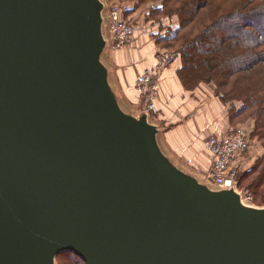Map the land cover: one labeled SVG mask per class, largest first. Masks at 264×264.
I'll return each instance as SVG.
<instances>
[{
    "label": "water",
    "instance_id": "obj_1",
    "mask_svg": "<svg viewBox=\"0 0 264 264\" xmlns=\"http://www.w3.org/2000/svg\"><path fill=\"white\" fill-rule=\"evenodd\" d=\"M104 0H0V264H264V207L125 110Z\"/></svg>",
    "mask_w": 264,
    "mask_h": 264
},
{
    "label": "trees",
    "instance_id": "obj_2",
    "mask_svg": "<svg viewBox=\"0 0 264 264\" xmlns=\"http://www.w3.org/2000/svg\"><path fill=\"white\" fill-rule=\"evenodd\" d=\"M121 1L129 4L125 13L130 23L148 8L142 25L131 24L144 29L146 21L153 22L156 32L150 29L149 36L160 49L174 53L169 66L180 64L182 86L188 91L212 86L232 129L250 121L252 141L264 147V0ZM168 67L157 74L160 83ZM238 172L239 188L264 207V153ZM57 263L86 264L70 251L61 253Z\"/></svg>",
    "mask_w": 264,
    "mask_h": 264
},
{
    "label": "crops",
    "instance_id": "obj_3",
    "mask_svg": "<svg viewBox=\"0 0 264 264\" xmlns=\"http://www.w3.org/2000/svg\"><path fill=\"white\" fill-rule=\"evenodd\" d=\"M113 59L116 61L117 55L113 56ZM119 61L120 60H118V62ZM151 63L149 65H143V67H141V71L147 69L151 65ZM141 64H144V61ZM179 67V63L173 64V66H170L161 76L162 113L160 115L161 118L159 120V123L162 126L164 125L165 121L166 123H168L170 119L173 120L175 118H177L178 120L181 119L182 121L183 116H180L181 114L187 117V121L183 119V122H185L184 129H180V132H178L177 130H172L174 132L164 133L163 126H160L162 131L160 134V141L166 153L173 160H178V162L174 160L178 165L183 166L182 163H184L185 165L195 166L200 172L203 173V175H208L213 165V157L209 155L210 161L208 157L207 160L209 162H206L207 164H204L205 157L202 154L203 146L200 142L199 145H196L195 139H198L202 142L201 138L204 136H229L234 132V129H232L229 122H227V119L224 115L226 108L223 107L218 98L212 97V86L202 84L201 88L197 89L196 91L186 90L182 86L181 80L177 73ZM121 77L123 78L121 86L124 92V96L130 102V99H132V97H135L134 95L130 96V94L132 95V93H129V89L128 92H126V88L124 90V85L128 84V78L125 74V71L123 72ZM194 95L199 97H195ZM186 99L189 100V102ZM185 100L188 105L187 107L185 106L184 109V104L182 102H184ZM137 102H135V105H137ZM219 104H221V106ZM164 109L166 111H164ZM166 112L168 113L167 116ZM250 126L251 123H249V127ZM257 147L256 145H252L245 159L248 158L249 160H251L253 159V156L254 159H256L259 153H262L261 149ZM200 166H205V168H201Z\"/></svg>",
    "mask_w": 264,
    "mask_h": 264
},
{
    "label": "built area",
    "instance_id": "obj_4",
    "mask_svg": "<svg viewBox=\"0 0 264 264\" xmlns=\"http://www.w3.org/2000/svg\"><path fill=\"white\" fill-rule=\"evenodd\" d=\"M104 2L106 4V36L109 40V47L126 49L132 42L136 27L126 17V8L121 0L115 2L104 0ZM172 57L173 53L171 52L159 53L150 67L145 69L142 74H137L136 90L140 96L137 107L148 113L153 122L162 113L161 83L157 79V74L169 66ZM204 142L205 148L212 154L214 160L209 174L204 175L210 184L216 188L236 186L238 191L242 193L244 202L255 206L252 203L251 195H248L238 186L239 167L244 165L245 157L248 155L253 142L250 132L239 128L229 136H210Z\"/></svg>",
    "mask_w": 264,
    "mask_h": 264
},
{
    "label": "rangeland",
    "instance_id": "obj_5",
    "mask_svg": "<svg viewBox=\"0 0 264 264\" xmlns=\"http://www.w3.org/2000/svg\"><path fill=\"white\" fill-rule=\"evenodd\" d=\"M115 1L116 0H111V2H115ZM123 3H124L125 8H127L128 3H125V2H123ZM148 11H149L148 8L143 7L142 10L140 11V15L131 17V20L134 21L135 26H140L143 24V22L145 21L146 14L149 13ZM146 22L147 23H144V29L143 28L140 29V27H139V29H136V34L133 35L132 42L126 49L125 48L124 49H114V48L109 47L106 51L105 58H104L106 63L108 62V65L111 66V68H112L111 70H113V71H111V77H112V81L114 82V86L116 88L118 96L120 98L121 104L123 105L125 110L132 112V113H135V114H138V112L141 111L140 108L137 107V105H135V102H137L138 98L140 97L139 94L136 92L137 91L136 90L137 74H142L144 72V71H141V67H143V65H145V64L149 65L151 62H152L151 63V65H152L154 63V61L156 60V56L159 53H167V52L173 53L171 50H167L166 48H162V49H164V50H162L156 45L155 39H153L149 36V30L151 29V31H153V33H155L156 28L153 27L154 24L152 21H149V22L146 21ZM131 23H133V22H131ZM150 27H153V28H150ZM158 49H160L159 52H157ZM165 50H167V51H165ZM115 55H117L116 61L113 59V56H115ZM173 56H174V53H173ZM118 60H120V61L118 62ZM143 61H144V64H141ZM171 66H173V65H171ZM124 71H125V74L128 78V84L125 83L126 85H124V90L126 88V92H128V89H129V93H132V95L130 94V96L134 95V97H135V98L132 97V99H130V102L124 96V92H123L122 86H121V83L123 82V78L121 77V75L123 74ZM161 92H162V87H161V91H160V96H161ZM213 93L214 92L212 90V94H211L212 97L218 98L217 96H214L215 93H214V95H213ZM195 97H199V96H195ZM186 100L184 102H182L184 104V107H183L184 109H185V106L187 107V105H188L186 103ZM187 101L189 102V100H187ZM219 105L221 106V104H219ZM164 111H166V110L164 109ZM167 115H168V113L166 112V116ZM224 115H225L227 122H228L227 110H225ZM180 116H183L182 121H181V119L178 120L177 118H175L173 120L170 119V121H168V123H166V121H165L164 125H162L164 128V129L162 128L164 133L165 132H170V133L174 132L172 130H175V131L177 130L178 132H180L181 131L180 129H184V123L185 122H183V119L187 121V117H185L182 114ZM154 122H156L157 124H159L161 126V124L159 123L160 122L159 119L156 118L154 120ZM249 122L250 121H248L246 123H242V124L238 125V127L241 129H245L248 132H250L251 127H249ZM239 128H237V129H239ZM211 136H214V135H211ZM207 137H210V136H207ZM207 137L206 136L202 137L201 138L202 142L198 139H195L196 145H199V142H200L201 145L203 146V153L202 154L205 157L204 158V160H205L204 164H207L206 162H208L207 157L210 158L209 153H208L207 149L205 148V142H204ZM251 145H256V147L258 146L259 149H261L262 153L261 152L259 153V155H258L259 157L264 153V147L258 140L255 143L253 141ZM249 151H250V149H249ZM253 159H254V156H253ZM252 160L245 159L244 166H247L248 164H250ZM175 161L178 162V160H175ZM182 165H183L182 167L184 169H186L187 171L197 175L201 180L210 184V181L207 179V177H205L203 175V173L200 172L195 166L185 165L184 163H182ZM200 167L205 168V166H200ZM214 188H216V187H214ZM247 194L251 195L252 203L255 206H257L253 194H251V193H247Z\"/></svg>",
    "mask_w": 264,
    "mask_h": 264
}]
</instances>
